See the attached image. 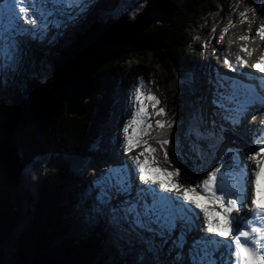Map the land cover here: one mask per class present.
I'll use <instances>...</instances> for the list:
<instances>
[{
  "label": "trees",
  "instance_id": "obj_1",
  "mask_svg": "<svg viewBox=\"0 0 264 264\" xmlns=\"http://www.w3.org/2000/svg\"><path fill=\"white\" fill-rule=\"evenodd\" d=\"M171 1L176 8L175 18L169 24L158 23L147 28L141 34L139 53L150 55L151 61L163 71L164 78H161L162 83H158V87L167 91L166 96L172 97L165 107L167 116L164 119L174 121V124L170 130L162 131L169 140L176 142L177 151L181 149L186 154L194 138L185 132L195 114L189 105L193 102L190 80L194 77L188 79L187 74L191 72L194 75L196 65L204 62L198 56L190 60L188 47L193 43L190 29L197 25L199 19L227 5L226 0ZM145 3L147 0H129L125 11H115L116 15L112 12L108 16L109 21L123 19L133 22ZM132 54L120 56L98 68L92 76V93L84 102V114L81 117L69 115L63 99L53 94L52 74L47 78L32 76L13 88L5 84L4 79L10 81L17 77L1 78L0 264H139L143 259L142 256L138 258L140 253L135 250L122 253L118 237L109 243L108 225L113 212L101 211L94 222L90 219L89 210L98 200L96 193H90L96 188L93 177L88 174L87 182L81 180L85 182L82 186L74 174L66 171L43 174L46 176L40 187L35 210L27 228L18 235L15 253H9L11 258H5L6 252L3 250L10 245L24 216L22 204L28 195L24 194L21 187L22 175L24 179L36 160L46 157L70 159L73 161L70 167L61 170H72V165L79 162L71 158L82 159L91 154L97 130L111 114L109 89L120 68L116 62L124 63ZM111 64L116 66L112 68ZM134 76L136 78H128V84H133L139 75ZM126 102L123 103V110L119 111L120 118L125 116L126 119ZM153 131L155 133L156 130ZM205 152L208 153L207 148ZM177 165L182 169L178 161ZM23 186L25 191L31 192L24 182ZM28 201L31 202V198ZM109 207L107 204L106 210ZM123 228L121 224L120 230ZM107 244L110 251H107ZM160 260L161 256L158 255L153 264Z\"/></svg>",
  "mask_w": 264,
  "mask_h": 264
},
{
  "label": "snow or ice",
  "instance_id": "obj_2",
  "mask_svg": "<svg viewBox=\"0 0 264 264\" xmlns=\"http://www.w3.org/2000/svg\"><path fill=\"white\" fill-rule=\"evenodd\" d=\"M80 7H82L81 0H5L3 4H0V64L15 62L19 47L15 43L18 30L27 31L33 38H38L47 31L50 23L49 17H52L58 10ZM241 16L246 18L247 13L241 12ZM21 23H26L31 27L21 29ZM51 23L59 26V21L53 20ZM256 35L264 38V25L257 29ZM250 38V36L240 37L242 40ZM220 39L222 40L223 36ZM241 51H248V49L245 47ZM236 60L240 63H247L239 55L236 56ZM260 62H264V55L260 57ZM260 62L255 63L253 67L264 72V67H261ZM139 87H144L143 78L139 79ZM219 87L225 89V94L220 95L214 103L219 108H224L225 102L234 103L236 107L229 109L225 118L233 125H238L248 107L247 98L243 100L240 98V89H244L245 86L229 82L228 86L220 83ZM248 91L253 90L248 89ZM145 95L148 100L152 101L156 116L167 115L163 107L157 108L160 101L155 95L147 93ZM258 99L264 104V96ZM132 102L134 114L133 118L123 127L124 137L121 147L130 153L133 148L146 145L145 152L153 154V157L151 160L131 158L136 179L142 181L143 184L136 188L134 199H126L118 210L113 211L114 221L122 222L136 231L138 235L150 233L152 238L144 239L143 243L146 251L156 252L160 245L167 244L169 241L175 249L183 250L188 243L187 234L193 230V217H195L201 221L204 234L199 239L193 240L189 246L190 264H264V227L252 226L257 221L264 225V205L259 203L260 177L264 173V158L257 159L260 151L264 150V120L260 121L257 129L259 135L253 141L258 150L254 155L245 156V159L251 163L241 168L237 164L238 155H233L231 161L225 166V171L217 168L207 179L197 181L196 187L188 188L185 185L191 181L186 175L182 177L183 185L175 179L181 176V169L168 171L157 166L161 163L156 155L159 149L153 147L150 141L155 139L162 147L172 141L163 131L154 133L153 124L150 122L151 114L141 102L139 89L132 92ZM173 124L174 121L164 119L155 121V126L161 130H170ZM133 125H136V128L133 135H129V128ZM194 132L201 137L205 135L200 129ZM208 135L215 139L219 138L214 132ZM145 152H141L140 155H145ZM229 152L231 153V150ZM163 155V162L170 163L166 149ZM221 164L223 165L224 161H221ZM161 172L173 179L161 180L157 175ZM100 180L104 181L103 184L98 183L97 185L100 189L98 199L102 204L108 203L112 198L108 191L109 187L114 189L115 193L131 197L133 184L126 167L113 168L102 174ZM253 183L256 199L252 198L253 194L250 191ZM197 188H199L198 192ZM193 193H195L194 197ZM230 196L235 198L226 200V197ZM199 201H204V204ZM208 202L218 204L221 211L208 210L206 207ZM249 202L253 205L249 211L251 218L232 215L234 211H238L240 207ZM218 217L222 218L223 223L217 222ZM178 229L179 232H177ZM209 233L215 235L210 236ZM221 248L224 249V254L218 260L215 254Z\"/></svg>",
  "mask_w": 264,
  "mask_h": 264
},
{
  "label": "rangeland",
  "instance_id": "obj_3",
  "mask_svg": "<svg viewBox=\"0 0 264 264\" xmlns=\"http://www.w3.org/2000/svg\"><path fill=\"white\" fill-rule=\"evenodd\" d=\"M93 1H94L93 3L95 4L94 7H92L93 10L84 11V9H82L83 12L86 13L84 14L85 21L84 20L81 21L79 24L80 25L79 27L78 25H75L76 19H74L73 17L74 12L72 8L68 9L67 13L70 16L67 17L68 19L67 23L69 24V27H71L69 28L70 32L63 33L65 35L61 34L63 35L62 38H59L60 36L56 34L57 40L56 39H49V40L41 39L40 36L38 38H33V36L27 31L19 30L21 33L20 34L16 33L15 35V43H17L19 46L16 60L15 62L9 61L8 64H0V82H1V78H4L7 76V78L10 79L11 76H15L17 77L16 80L10 79V81H12L11 84H10V81H7L6 79H4L5 84L13 88V87H17V84L21 82L23 83L24 79L30 78L32 76H36V78L37 77L47 78L49 75L51 76L56 57H58L64 50L68 49L74 43H76L78 39L84 36L87 33V31L90 30L92 27H96L97 25L105 26L107 24L108 26H113V24H111V22L109 21L108 16L112 14V12H115V11H118L120 13L123 11V9L125 11V9L127 8L126 5L127 3H129V0H93ZM152 1H157V0H152ZM1 2L2 0H0V4H2ZM263 2L264 0H226V5H227L226 7L220 6L216 11L212 12L209 16H205L204 18L199 19L197 25H195L194 27L193 26L191 27L189 34L192 37L193 43L188 47V51L191 54L190 60L193 61L194 58L197 56L201 57V59L204 60L203 63L196 65V68H195L196 70L194 72L195 73L194 75H192L191 72L190 74L189 72L187 74L188 79H190L191 76L194 77L192 81L195 80L194 83L196 87L198 86L197 81L198 80L200 81V79L198 78H200L201 75L206 76V78L210 80H214L211 77L213 73L214 75L216 73L218 75L217 77L219 78L222 77V74L224 72L223 63H225V59L227 58V55L229 54V50H228L229 42L234 35H237V31L239 30V28L242 29L241 21H244L245 17L241 16V12H246L248 11V9L251 11L257 12L260 8H262ZM145 6H146V3L142 7H140L141 13L143 12ZM136 8H138V6ZM116 14L117 13L115 12V15ZM57 15L60 16V13H56V16ZM164 18H166L165 15L159 14L157 17L153 16L149 18L148 22L152 21L153 19H156L159 22H161L162 20H164ZM173 18H175V15L173 16ZM53 19L58 20L57 17L55 18V15H53L52 17H49V21H53ZM224 19H225V23L223 25L222 24L220 25L219 23L220 22L222 23ZM153 25H150V26L152 27ZM259 27L260 26H258V28ZM20 28L25 29L24 27H22V23L20 24ZM226 29H227V32L225 33ZM253 30L254 29H252V31ZM121 31L122 29L118 30L117 33ZM125 31L126 30H124L123 32L126 35L132 36L133 33L132 34L129 33V30L126 31L127 33ZM24 32L26 33L23 34ZM88 36L83 37L82 42L89 40ZM107 36L108 35H106V37ZM218 36L220 37L223 36V39L221 40L220 37ZM89 42L90 40L87 41V43L83 45L85 46ZM213 42L217 43L222 48L221 55L218 56L217 58L215 57L214 54H211L210 49L208 48V46L213 45ZM133 53L134 54L131 53L133 56L129 60L125 61L124 63H121L120 61L116 62V64H119L120 68L114 78V84L109 89L110 90V93H109L110 101L108 105L110 107L111 114L101 124V127H99V129L97 130L98 135L95 138V143L92 146V149L90 152L91 154L88 155L86 158H82V159L74 158L75 160L79 162L80 165L81 164L83 166L85 165L84 168H82V165L81 167L79 166L72 167V170L76 169L79 172L78 174L75 171L76 173L74 174L75 177L82 183V186H83L85 182L81 180L83 179L84 181L87 182L88 174L92 176L93 181L96 183V188L94 189V191L90 190V193L91 194L96 193L97 199H98V195L100 191L97 185L98 183L99 184L104 183L103 180H100V177L104 173L101 171V169L103 168V164L105 162L103 161L104 159H102L103 157H100L101 155L99 156V154L94 153L97 145L101 141V136H100L101 131L104 130L106 133V131L110 127L111 122L115 121L119 125V128H118L120 130L119 135L121 136V139L123 141V137H124L123 127L129 121L128 117L131 116V119H132L133 114H134V106L132 102V97H130V95H132V92L135 89H139V91L141 92V97L144 98L146 101L148 99H147V96L144 95L145 90L147 91L149 90L148 92L151 95H155L160 101V104L157 105V108L163 107L165 109V107L168 106L167 104H169L172 100L171 96L169 95L166 96L167 91H163V89H160L158 87V85L162 83L161 78L163 77L162 76L163 71L161 67L155 65V63L151 61L152 58L150 57V55L145 56L139 53V51L138 52L135 51ZM213 63L214 64L216 63L217 66L220 67L221 73L216 68L217 67L216 64L214 65ZM114 64H111L112 68L116 66ZM135 74L139 75L137 76L136 81H133V84L132 83L128 84L130 82L128 81V78L129 79L130 77L134 78ZM255 77H256L255 80H257V85L260 88V90H262V94L264 96V79H262V77L259 75H255ZM140 78H143V81H144L143 88L139 87ZM192 81L190 80V84ZM193 87H194V84L191 85V88H192L191 93L193 95V100H192L193 102H190L189 105L191 106V109H193L195 114L193 113V118H191V120L189 121L188 129H187V132H185V134L187 133L189 137L194 138L193 139L194 141L192 144L190 143L187 153L186 154L182 153L181 149L180 151H177V149L175 148L176 142L172 140H170L172 141V143L164 145L163 147L155 139L150 141V144L153 147L159 149V152L156 154L159 157V160L161 161V163L157 165L159 168L167 169L168 171H175L176 168H178V165H177V161H178V163L180 164V167L182 168L181 169L182 173L180 177H176L175 179L177 180V182L181 183L182 185L184 184L182 177L186 175L188 179L191 180V176L193 178L194 176H197L201 173L206 174V171H204L205 167H209V166L212 167L213 165L216 164V161H217V157H215L214 158L215 163L212 164L214 150L212 151V149L209 147L208 153L205 152L206 148L208 147L207 145L208 141L203 139L204 137H206V130L204 129L203 125L202 126L200 125L199 109L196 108V106H200V103H199L200 97L198 95L195 96L197 90L194 91ZM207 91H209V89ZM204 98L206 100V97ZM215 98L216 97H214V99L212 97H209L210 104L214 103ZM126 99L129 101L130 107H128L129 110L127 109L126 119H125V116L120 118L119 111L123 110L124 108L123 103L125 102ZM148 101H149V104L152 105V101L150 100ZM115 102H116V105H113ZM148 108L149 107H146V110H148ZM154 110L151 114V117L153 119L150 117V122L153 124V130H156L155 133H158L159 131H162V130L155 126V121L157 119H164V117H166L167 115L162 118H159L158 116L155 115L156 109ZM209 112H210V109H209ZM254 115L256 118L255 112H254ZM250 119L255 120L253 119V114ZM164 120L167 121V119H164ZM135 128H136V125H133L131 128H129V135H133ZM196 129L202 130L205 133V135L202 137L198 136L194 132V130ZM257 129L256 131L248 130L249 131L248 133H250L249 136L250 137L254 136V134L258 132ZM142 146L143 145L133 148V151L135 150L136 152H138V154L134 155L133 157H139V158L142 157V160L143 159L151 160L153 157L152 156L153 154L145 152V149L147 147L146 145H144L143 147ZM165 149L169 153L170 163L163 162V159H164L163 154H164ZM141 152H145V155H143L144 157L140 155ZM243 156L245 157L244 154ZM260 156H261V152H260V155L257 157V159L260 158ZM131 158L132 157L128 155V158L121 165V167L127 163L132 164ZM97 160L99 161V163L98 165H95V162H97ZM100 160L103 162L100 163ZM59 171L61 172L66 171L70 173L71 170H58V171L49 172L46 174L47 175L55 174V173H58ZM198 172L200 173L196 174ZM71 174L73 173L71 172ZM159 175H160V179L164 181L173 179V178L165 176L162 172L159 173ZM192 181L188 185H185V187H188V188L196 187V183L193 184ZM21 187H22L24 194L26 196L28 195L22 204L24 208V216L22 218V222L19 224L16 232L14 233L13 240L11 241L10 245L7 247L5 246L3 248V250L6 252L5 258L9 257L10 256L9 253H12L14 251L13 248L15 247V243L18 240L17 239L18 235L19 234L21 235L22 234L21 232H23L27 228V225L30 222L29 220H31L33 212L35 210L34 198H36L35 197L36 194L32 195L31 192L24 190L23 175H22ZM108 191H110V195H112L111 200L106 204H102L98 199L94 203V206L89 210V217L93 222L98 217L99 213H101V211L102 212H113L114 210H118L126 199H130V197L126 195H124L123 197H120L122 195L115 193L113 189L111 190L110 188H108ZM29 198H31V202L28 201ZM107 204L110 207L109 209L106 210ZM30 212H31V216H30ZM104 214L106 216V213ZM109 223H110L108 225V227L110 228V233H109L110 242L109 243L111 244V242H113L114 238L116 237L120 238V243H118V245L122 253H128L131 250L138 251L140 253L138 258L142 256L143 259L141 258L142 259L141 261L143 263L145 262L146 264H153V261H155V254H158L161 256V260L160 262L156 264H169L170 262L175 264V261L177 258H176V255H174L176 253L170 252L172 250L171 241H169L167 244L160 245V247L157 249L156 252H149V251H146V246L143 243V240L152 238L150 233H144L142 235H138L136 231L130 229L127 225L123 224L122 222H118V221L115 222L113 218L109 220ZM121 224L124 226V228L120 230ZM125 230H126V233H125ZM110 250L111 249L109 247V244H107V251H110Z\"/></svg>",
  "mask_w": 264,
  "mask_h": 264
},
{
  "label": "bare ground",
  "instance_id": "obj_4",
  "mask_svg": "<svg viewBox=\"0 0 264 264\" xmlns=\"http://www.w3.org/2000/svg\"><path fill=\"white\" fill-rule=\"evenodd\" d=\"M93 2H94L93 0H81L82 7L72 8V10L74 12L73 17H74V19H76L75 25H78V27H79L80 22L83 20L85 21L84 14H86V13H84L82 9H84V11L93 10L92 7H94V5H95ZM1 3L3 4L4 0H2ZM68 9L69 8H62V9L58 10L56 13H60V16H58V15L56 16V13L54 14L55 18L57 17L58 20H56V19H53V20L59 21V26H57L54 23H51V21H50L47 31L45 33L39 35L41 39H47V40L56 39L57 40V35L60 36L59 38H62L63 35H65L63 33L70 32L69 28H71V27H69V24L67 23V20H68L67 17L70 16L67 13ZM247 13H248V16L250 17V20H252L251 21L252 22V29H254L253 31L251 29V31L249 33V36L251 37L250 39L252 40V42H254L253 40H256L257 38L260 39L259 40L260 42H258V43L261 46L260 47L261 49L258 48L257 54L258 55L259 54L264 55V38L258 37L256 35L258 26L264 25V20H263V18H264V15H263V13H264V2L262 4V8H260L257 12L249 10ZM79 18H81V19H79ZM224 23H225V19L222 23L220 22L219 24L223 25ZM22 27L27 29V28L31 27V25H28L26 23H22ZM123 31L124 30H122L121 32H118V33H117V31H111L110 35L107 36L106 38L108 39V41H111V40L118 41L116 48L119 47L120 45L123 46V42L125 41V39L128 40L127 41L128 43L125 42L126 45L132 44V42L135 39V36L133 34H132V36L126 35ZM136 32H137V29H136ZM17 33L20 34L21 32L18 30ZM25 33L26 32H24L23 34H25ZM238 33H239V30H238ZM238 33H237V35H238ZM61 34H63V35H61ZM237 35H235L233 37H236ZM91 37L93 38V36H91ZM233 37L230 40V42H231L230 46H232ZM129 38H130V40H129ZM65 39H67V38H65ZM84 42H86V41H84ZM93 44L90 43L89 45L87 44L84 46L83 50L85 51V54L87 57L84 59V62L82 63V65H81V63H79V60H78L79 58L74 57V55H73L74 53L72 54L73 57H71L72 60L70 63V69L72 71L71 75H72V80H73L71 85L73 86V84H74L73 87L78 92L80 91V88H77L79 86V83H76V82H77V80H79L78 79L80 77L79 75H83L82 74L83 72L86 73L87 69L90 68V65H92V63L94 61H97L96 60L97 58H99V55H97L95 52V46ZM109 48H111V46H109ZM208 48L210 49L211 54H214L216 58L221 55L222 48L217 43L213 42V45L208 46ZM230 52L232 53V50ZM83 64H85V65H83ZM216 66H217V64H216ZM216 68L221 73L220 67L217 66ZM255 75H259L262 78H264V72H260L259 69L253 71V68H251L250 70H245L238 77H234L225 71L223 72L222 77H220V78L217 77L218 75L216 73H215V75L213 73V75L211 77L214 80H210V79L206 78V76H204V75L203 76L201 75L200 78H198L199 77L198 76L197 78L200 79V81L199 80L197 81V83H198L197 87L195 86V83H194L195 80L192 81L194 84L193 88L195 90H197L195 96L198 95L200 97V99H199L200 100V102H199L200 106H196V108L199 109L200 125L201 126L203 125L204 129L206 130V137H204L203 139L208 141L207 152L209 151V147L212 149V151L214 150V156H213L212 164L215 163L214 158L217 157V155H218L217 140H219V138H221V142H222L221 145H223L224 147H232L231 150L235 149V150H232V152H236L239 159H241V164H243V165L250 163V161L244 159L245 157L243 156V154L245 156L246 155H254L256 153V151L258 150V149H256L257 146L253 141L256 139V137L259 135V133L257 132L256 134H254V136L250 137L249 136L250 133H248V132L249 131H256L257 127L260 124V121L264 120V104H261V106H257V105L254 106V108H253L254 110L251 112V115L249 116V120H246V123L244 124V128H241L237 132L233 133L232 131H229L227 129V127H226L227 124L224 121V119H226L225 117L227 115V111L231 108V105H233V103L230 104V103L225 102V107L219 108L216 103H215L216 105H214V103L210 104V102H209V97H212L213 99H214V97H216L215 101H217L218 97L220 95L225 94V89L219 87L220 83H224L226 86H228L229 82H236L238 84H242L245 86L244 89H240V93L242 91H245V93L248 95V97H251L254 93H257L259 97L263 96L262 90H260V88L258 87L257 80H255L256 79ZM197 78H195V79H197ZM192 82H191V85H193ZM208 89H209V91H207ZM248 89H251L253 91H248ZM228 90H229V92L231 91L230 87ZM76 91H74V94H77V93H75ZM148 91L145 90V92H144V90H143L144 95L146 93L150 94ZM204 91H206V92H204ZM203 96L206 97V100ZM130 97H132V95H130ZM257 100L260 102L259 99H257ZM141 102L144 106L149 107L147 111L150 114H152L154 108L152 107V105L149 104V101L148 100L146 101L144 98L141 97ZM126 103H127V107H130L128 100ZM114 105H116V102L114 103ZM206 106L209 108H207ZM209 109H210V112H209ZM254 112L256 113V118H255V120H251L250 118H251L252 114H253V117H255ZM128 119L130 120L131 116H129ZM152 119H151V121H152ZM198 121H199V119H198ZM118 128H119L118 123L115 121H112L110 124V127L106 131V133L104 130H102L101 133L102 132L103 133L102 134L100 133L101 141L97 145L95 152H94L96 154H99V156L101 155L100 157H103L102 159H104L103 160L105 162L103 164L104 168L101 169V171L104 173L109 172L113 168H120L121 165L128 158V155L130 157H133L134 155L138 154V152H136L135 150L134 151L132 150L130 153L126 152L124 150V148L121 147L122 139H121V136L119 135L120 130ZM212 132L216 133V135L219 138L215 139L211 135H208V133H212ZM232 144H235L237 147H234L235 145H232ZM212 145L214 146V148H212L213 147ZM263 151L264 150H261L260 152H263ZM262 157H263V155L261 154L260 158L262 159ZM71 159H74V158H71ZM97 159H98V157H97ZM140 159H142V157ZM75 161H77V160H75ZM72 162L73 161L70 159H65V158H61V157H57V158L46 157V158L40 159L38 161L36 160V161H34L32 167L26 172V175H24V179H23L24 185L26 186L27 190L34 193V192H36L35 189L37 188L39 178L41 175H43L46 172L47 173L48 172H55V171L67 168L68 166L70 167ZM81 165L73 164L72 167L73 166L81 167ZM84 166L82 165V168H84ZM122 167H126L130 173V178H131L132 184H133V191H132L130 198L134 199L135 195H136V188L139 187L141 184H143V182L136 179V174H135V171L133 170V164L127 163V164H124V166H122ZM209 167H205L204 170L208 169ZM217 168H218V166H217V161H216V164L212 166V170H216ZM78 170H79V168H78ZM75 171H76V173L79 174V172L76 169L71 170L70 172H72L73 174H76ZM84 171H85V169H84ZM199 173L200 172H198L196 174H199ZM157 175L160 178L159 173H157ZM209 175L206 176L204 173H201L197 176H194L193 178L191 176L190 181L194 180L192 182H193V184H195L197 181H202L204 179H207L209 177ZM44 176L45 175H43V177ZM110 189L112 190V188H110ZM196 191L198 192L199 188H197ZM114 192H115V190H114ZM109 193H110V191H109ZM120 195H122L120 197L124 196L123 194H120ZM165 195H168V194H165ZM192 195L194 197L195 193H193ZM199 202L202 204L204 203V201H199ZM193 220H194V227H193V230L189 234H187V242L188 243L185 246V248L183 250L175 249L172 245V250L170 252L176 253V254H174V255H176V258H177L175 261V264H181V262H182V264H190L191 258L188 254L189 253V246L193 240L199 239L204 234V229L201 227V221L195 219V217H193ZM177 232H179V229L177 230ZM208 235L211 236L213 234L209 233ZM13 253H15V252L13 251ZM178 253H179V256H178ZM171 264H174V263H171Z\"/></svg>",
  "mask_w": 264,
  "mask_h": 264
},
{
  "label": "water",
  "instance_id": "obj_5",
  "mask_svg": "<svg viewBox=\"0 0 264 264\" xmlns=\"http://www.w3.org/2000/svg\"><path fill=\"white\" fill-rule=\"evenodd\" d=\"M175 12H176V8L171 0H157V1L147 0L143 12L140 13L133 22H128L127 20H123V19L118 21L111 20L110 22L111 24H113V26H108L107 24L105 26L97 25L96 27H92L90 30L87 31V33L84 36L79 38L76 43H74L71 47L64 50L58 57H56L54 68L52 71L51 90L56 97L63 99V101L66 104L68 114L77 115L78 117H81L84 114V102L90 98L92 93V86H93L92 76H94L95 72L98 70V68H100L101 65H103L106 62L108 63L114 59H117L120 56L124 57L135 51L138 52L140 46L139 42H140L141 34L150 25L158 24V23L169 24L171 18H173V16L175 15L174 14ZM159 14L165 15L166 18H164V20H162L161 22H159L156 19H153L152 21L148 22L149 18L153 16L157 17ZM121 29L129 30V33L131 34L133 33L135 39L132 44H128V45H126V43H128L127 42L128 40L125 39V41L123 40L124 42L122 41L123 46L120 45L119 47L116 48L118 41L116 40L108 41L106 35L109 36L111 31H118ZM92 34H93V38L91 37L92 39H90V36H92ZM85 36L89 37L91 44L94 43L93 45L95 46V52L97 55H99V58H97L96 59L97 61H94L92 65H90V68L87 69L86 73L83 72L82 73L83 75H79L80 76L78 78L79 80H77L76 82L79 83V86L77 88H80V91L78 92L73 87L74 84L73 86L71 85L73 80L71 75L72 71L70 69V63L72 60L71 57H73L72 56L73 53H74L73 54L74 57L79 58L78 60L79 63H81V65L84 62V59L87 57L85 51L83 50L84 48L83 44H86L87 41L89 40L82 43V39ZM88 44H90V42ZM108 45L111 46V48H109ZM74 91H76L75 93L77 94H74ZM44 177L37 185L36 193H35L36 198H34L35 204L37 199L39 198V191L41 184L44 181Z\"/></svg>",
  "mask_w": 264,
  "mask_h": 264
},
{
  "label": "clouds",
  "instance_id": "obj_6",
  "mask_svg": "<svg viewBox=\"0 0 264 264\" xmlns=\"http://www.w3.org/2000/svg\"><path fill=\"white\" fill-rule=\"evenodd\" d=\"M71 173V172H70Z\"/></svg>",
  "mask_w": 264,
  "mask_h": 264
}]
</instances>
